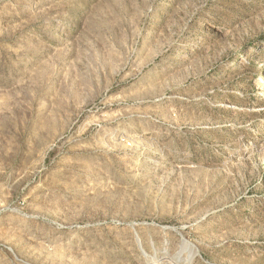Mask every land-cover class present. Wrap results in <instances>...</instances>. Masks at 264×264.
<instances>
[{
	"label": "rangeland",
	"instance_id": "obj_1",
	"mask_svg": "<svg viewBox=\"0 0 264 264\" xmlns=\"http://www.w3.org/2000/svg\"><path fill=\"white\" fill-rule=\"evenodd\" d=\"M0 264H264V0H0Z\"/></svg>",
	"mask_w": 264,
	"mask_h": 264
},
{
	"label": "bare ground",
	"instance_id": "obj_2",
	"mask_svg": "<svg viewBox=\"0 0 264 264\" xmlns=\"http://www.w3.org/2000/svg\"><path fill=\"white\" fill-rule=\"evenodd\" d=\"M260 81H261V80H260ZM256 84H257V83H256ZM262 84H263V83L261 82V83H260V86H261Z\"/></svg>",
	"mask_w": 264,
	"mask_h": 264
}]
</instances>
